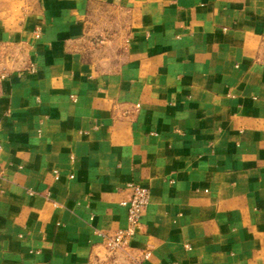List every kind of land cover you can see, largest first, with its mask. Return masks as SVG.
Here are the masks:
<instances>
[{
  "label": "crops",
  "instance_id": "1",
  "mask_svg": "<svg viewBox=\"0 0 264 264\" xmlns=\"http://www.w3.org/2000/svg\"><path fill=\"white\" fill-rule=\"evenodd\" d=\"M0 264H264V0H0Z\"/></svg>",
  "mask_w": 264,
  "mask_h": 264
},
{
  "label": "built area",
  "instance_id": "2",
  "mask_svg": "<svg viewBox=\"0 0 264 264\" xmlns=\"http://www.w3.org/2000/svg\"><path fill=\"white\" fill-rule=\"evenodd\" d=\"M34 38H40V32H34ZM28 72H33V68H27ZM69 176V179H72ZM54 180H58V174L54 172ZM119 193L124 194L123 199L119 203L126 212L127 227L123 230H117L112 234H100L102 243L110 252L119 250L127 246L128 241L132 238L139 229V219L145 207L148 204L150 193L148 188L129 184L126 188H118ZM146 258V257H145Z\"/></svg>",
  "mask_w": 264,
  "mask_h": 264
}]
</instances>
